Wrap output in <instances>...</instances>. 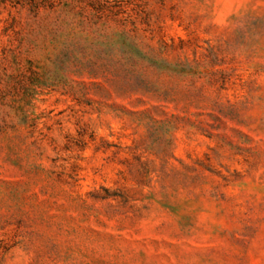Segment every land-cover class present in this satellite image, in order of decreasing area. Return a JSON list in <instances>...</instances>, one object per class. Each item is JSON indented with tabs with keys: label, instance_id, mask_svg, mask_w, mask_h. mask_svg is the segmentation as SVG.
Returning <instances> with one entry per match:
<instances>
[{
	"label": "rangeland",
	"instance_id": "1",
	"mask_svg": "<svg viewBox=\"0 0 264 264\" xmlns=\"http://www.w3.org/2000/svg\"><path fill=\"white\" fill-rule=\"evenodd\" d=\"M0 264H264V0H0Z\"/></svg>",
	"mask_w": 264,
	"mask_h": 264
}]
</instances>
